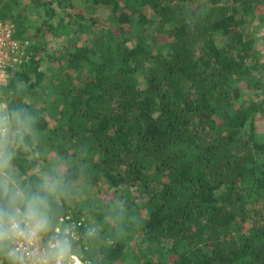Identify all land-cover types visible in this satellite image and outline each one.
Listing matches in <instances>:
<instances>
[{
	"label": "trees",
	"instance_id": "obj_1",
	"mask_svg": "<svg viewBox=\"0 0 264 264\" xmlns=\"http://www.w3.org/2000/svg\"><path fill=\"white\" fill-rule=\"evenodd\" d=\"M0 23L29 42L0 87L23 123L2 172L47 199L45 241L73 233L83 264H264V0H0ZM77 182L121 192L96 232Z\"/></svg>",
	"mask_w": 264,
	"mask_h": 264
},
{
	"label": "clouds",
	"instance_id": "obj_2",
	"mask_svg": "<svg viewBox=\"0 0 264 264\" xmlns=\"http://www.w3.org/2000/svg\"><path fill=\"white\" fill-rule=\"evenodd\" d=\"M0 113L4 114V109ZM6 166L7 160H0V190L7 197V206H0V251L8 244H15L16 247L9 252L13 264H27L25 256L32 257L38 253L42 234L50 230L48 203L39 194L26 195L19 188L10 187L2 172ZM68 248L66 232L61 235L57 229L43 257L33 264H62Z\"/></svg>",
	"mask_w": 264,
	"mask_h": 264
},
{
	"label": "rangeland",
	"instance_id": "obj_3",
	"mask_svg": "<svg viewBox=\"0 0 264 264\" xmlns=\"http://www.w3.org/2000/svg\"><path fill=\"white\" fill-rule=\"evenodd\" d=\"M32 31H29V34H31ZM166 41L162 40L161 42H159V44L161 45H165ZM57 43H55L56 46ZM256 44H257V48L263 52L264 54V29H260L257 31L256 33ZM55 46H51L52 49L55 48ZM264 62V61H263ZM48 80V78H46ZM255 80V78H254ZM258 94V91H257ZM254 96V93H253ZM7 101L6 96L0 94V108L2 107V109H6L7 103L5 102ZM7 111V110H6ZM1 117V116H0ZM8 120V118H7ZM257 126H256V137L259 141L264 142V116L261 115L259 117H257ZM0 126H2L1 122H0ZM16 127H14V125L12 123H8V126H5V128H1L0 129L4 132H1L0 134V160L2 159L6 148L8 145L13 143V135H14V131ZM19 131V130H17ZM48 168V166H47ZM47 168L46 165L44 163L41 162V164L38 166L37 168V176L39 177H45L44 178V186L45 188H47L48 190H53L54 188V184L51 183L49 181V176H51L50 174L48 175L47 173ZM4 176L7 177L6 173L3 172ZM8 181H9V185L10 186H16L18 185L16 180H13L10 177H7ZM76 186V192L77 195L74 196L75 200L74 201H78L79 203V207L82 208L83 211V218L85 219L86 224L88 225V227H90L91 225L94 226V229H92V232H96L97 230L100 229V227L96 226L97 223V216L104 214V212H102V207L101 204H106L108 202H116L118 201V196H120L121 192L117 193V195L115 196V192L113 191V189L109 188L105 183L99 184V186H93V185H89V186H85L83 183L81 182H77L75 183ZM134 190V189H133ZM133 197H137V193L135 192L133 194ZM92 200H101L100 203H93ZM113 200V201H112ZM140 201V199L138 200ZM119 202H123V200H119ZM75 203V202H74ZM96 204V206L94 207L93 212H89L90 208ZM76 205V204H73ZM114 209L111 208V211H113ZM106 220H109L111 223H114L113 219L110 216H106L105 217ZM117 218H115V222H116ZM97 227V228H96ZM120 236V234H119ZM136 236V235H135ZM129 245V244H128ZM94 250V249H93ZM92 253V252H91ZM100 258H102L100 255H97L96 260H99Z\"/></svg>",
	"mask_w": 264,
	"mask_h": 264
},
{
	"label": "built area",
	"instance_id": "obj_4",
	"mask_svg": "<svg viewBox=\"0 0 264 264\" xmlns=\"http://www.w3.org/2000/svg\"><path fill=\"white\" fill-rule=\"evenodd\" d=\"M15 34L16 29L14 24L0 23V87L9 84L10 77L21 68L25 63V58L27 56L29 42L26 41L25 43H21L15 38ZM7 118L8 116H5L3 119L0 118L3 128L8 126L9 120H7ZM78 225H81V223ZM66 234L73 236V233L67 232ZM50 239L45 241V235L41 236L38 244V253L32 257L25 256L27 264H33V261L43 257ZM66 239L69 242V248L63 257L62 264H83L78 258V250H76V247L74 246V242L72 241L73 238L66 237ZM15 247L16 245L12 244L9 252ZM1 263L2 261H0V264Z\"/></svg>",
	"mask_w": 264,
	"mask_h": 264
},
{
	"label": "flooded vegetation",
	"instance_id": "obj_5",
	"mask_svg": "<svg viewBox=\"0 0 264 264\" xmlns=\"http://www.w3.org/2000/svg\"><path fill=\"white\" fill-rule=\"evenodd\" d=\"M0 94H1V92H0ZM0 110L2 111V107L0 108ZM7 110V111H6ZM0 111V112H1ZM4 115L5 116H8V120H9V122L10 123H12V124H14V122H13V117H14V114L8 109V107L6 106V109H4ZM20 118V117H19ZM20 121V120H19ZM20 123H22L21 121H20ZM23 124V123H22ZM14 127H15V124H14Z\"/></svg>",
	"mask_w": 264,
	"mask_h": 264
},
{
	"label": "water",
	"instance_id": "obj_6",
	"mask_svg": "<svg viewBox=\"0 0 264 264\" xmlns=\"http://www.w3.org/2000/svg\"><path fill=\"white\" fill-rule=\"evenodd\" d=\"M13 122H14L15 127H16L17 130H20L23 127V124L20 123L19 116L17 114L14 115Z\"/></svg>",
	"mask_w": 264,
	"mask_h": 264
},
{
	"label": "crops",
	"instance_id": "obj_7",
	"mask_svg": "<svg viewBox=\"0 0 264 264\" xmlns=\"http://www.w3.org/2000/svg\"><path fill=\"white\" fill-rule=\"evenodd\" d=\"M14 125V124H13Z\"/></svg>",
	"mask_w": 264,
	"mask_h": 264
}]
</instances>
